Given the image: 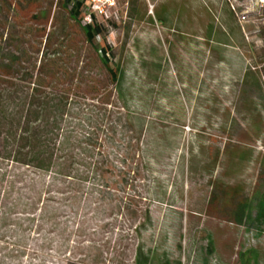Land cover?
Segmentation results:
<instances>
[{
    "label": "rangeland",
    "instance_id": "obj_1",
    "mask_svg": "<svg viewBox=\"0 0 264 264\" xmlns=\"http://www.w3.org/2000/svg\"><path fill=\"white\" fill-rule=\"evenodd\" d=\"M17 7L0 84L36 80L83 157L18 165L0 120V264H264V0L120 2L97 19L119 84L58 0Z\"/></svg>",
    "mask_w": 264,
    "mask_h": 264
},
{
    "label": "trees",
    "instance_id": "obj_2",
    "mask_svg": "<svg viewBox=\"0 0 264 264\" xmlns=\"http://www.w3.org/2000/svg\"><path fill=\"white\" fill-rule=\"evenodd\" d=\"M58 1L60 7L68 13L71 20L79 25L83 24L87 9L84 0ZM17 11V0H0V70L9 76L22 73L21 64L28 56V53L24 52L21 58V55L13 56L6 61L3 54L5 48H2V45L6 46L9 36L6 32L8 31L7 26L10 21L16 19ZM49 15L50 13L47 14V17ZM83 30L87 42L101 54V61L112 81L119 84L121 72L117 67L111 66L109 58L111 47L106 44H97V40L105 36L103 25L95 19L92 24L85 25ZM50 36L51 32L46 36V30H44L41 37L43 39L46 37L47 44ZM13 38H16V35L11 36V41L15 40ZM36 67V65L33 66V70L24 73V76L34 80ZM42 68L40 64L38 70ZM19 86V84H15L14 80L4 81L0 84V120L8 128L7 136L4 139L7 151L11 155H15L17 160L14 161L23 167L33 168L41 172L51 168L58 174L62 173L63 176L78 173L79 159L83 157L82 148H71L72 140L66 138L64 140L59 139L56 146H52V143L49 144L51 142L50 137L54 136L53 129L66 115H63L59 107L56 109H59V114L53 112L49 106V100L44 96L45 93L41 92L42 87L36 83V80L33 82V88L30 87L26 92L19 90ZM18 93L21 94L19 97ZM60 102L58 103L60 104ZM19 130H21V134H18ZM77 143L80 145V142ZM260 205L257 220L264 224V201ZM246 209V207H241L237 211L236 219L239 222L247 217ZM136 263L148 264V260L141 249L137 252Z\"/></svg>",
    "mask_w": 264,
    "mask_h": 264
},
{
    "label": "built area",
    "instance_id": "obj_3",
    "mask_svg": "<svg viewBox=\"0 0 264 264\" xmlns=\"http://www.w3.org/2000/svg\"><path fill=\"white\" fill-rule=\"evenodd\" d=\"M87 5L84 25H90L96 19L109 20L113 18L110 12L120 5V2L126 0H84ZM261 2L263 0H260Z\"/></svg>",
    "mask_w": 264,
    "mask_h": 264
}]
</instances>
